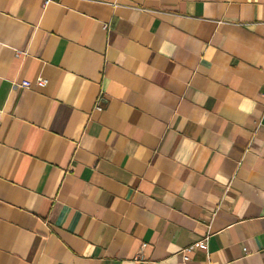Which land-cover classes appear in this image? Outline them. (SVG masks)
Listing matches in <instances>:
<instances>
[{
    "label": "crops",
    "instance_id": "1",
    "mask_svg": "<svg viewBox=\"0 0 264 264\" xmlns=\"http://www.w3.org/2000/svg\"><path fill=\"white\" fill-rule=\"evenodd\" d=\"M263 82L264 0H0V264H264Z\"/></svg>",
    "mask_w": 264,
    "mask_h": 264
},
{
    "label": "built area",
    "instance_id": "2",
    "mask_svg": "<svg viewBox=\"0 0 264 264\" xmlns=\"http://www.w3.org/2000/svg\"><path fill=\"white\" fill-rule=\"evenodd\" d=\"M48 3V1H44L43 5H46ZM18 54H20L19 51H17ZM48 80L45 78H40L37 77L33 80H22L19 85L23 88H43L47 85ZM264 85V82H263ZM261 97L264 99V92L261 93ZM97 109L100 110V107H97ZM208 238H209V233H207L203 238L195 241L194 243L183 247L182 249H180L179 253H180V257H181V261L183 263H186L190 257V253L195 249V248H200L202 249L206 254H207V249H208Z\"/></svg>",
    "mask_w": 264,
    "mask_h": 264
}]
</instances>
